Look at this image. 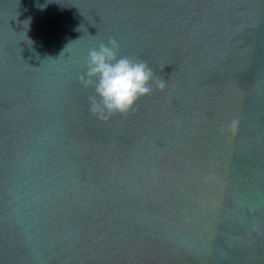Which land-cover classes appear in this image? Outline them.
<instances>
[{
	"label": "water",
	"instance_id": "obj_1",
	"mask_svg": "<svg viewBox=\"0 0 264 264\" xmlns=\"http://www.w3.org/2000/svg\"><path fill=\"white\" fill-rule=\"evenodd\" d=\"M109 38L165 87L102 120ZM0 264H264V0H0Z\"/></svg>",
	"mask_w": 264,
	"mask_h": 264
},
{
	"label": "clouds",
	"instance_id": "obj_2",
	"mask_svg": "<svg viewBox=\"0 0 264 264\" xmlns=\"http://www.w3.org/2000/svg\"><path fill=\"white\" fill-rule=\"evenodd\" d=\"M119 48V42L109 38L87 53L86 71L81 80L85 86L93 87V95L88 98L89 111L98 119L125 114L139 98L153 91V85L160 89L165 87L164 81L154 79L146 62L118 55ZM236 120L237 116L231 114L222 123L233 127Z\"/></svg>",
	"mask_w": 264,
	"mask_h": 264
}]
</instances>
